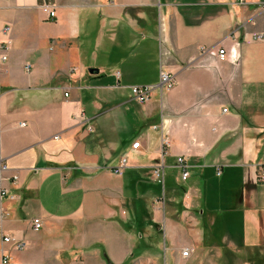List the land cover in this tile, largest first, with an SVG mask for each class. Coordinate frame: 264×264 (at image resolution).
Wrapping results in <instances>:
<instances>
[{"label":"crops","instance_id":"0c3cea01","mask_svg":"<svg viewBox=\"0 0 264 264\" xmlns=\"http://www.w3.org/2000/svg\"><path fill=\"white\" fill-rule=\"evenodd\" d=\"M42 1L0 0L12 41L0 62L2 152L6 176H19L3 181L15 199L0 209L4 232L26 243L0 238V257L225 264L247 251L264 262V39H252L264 35V0H47L54 21ZM160 71L173 87L133 101L130 86L157 84Z\"/></svg>","mask_w":264,"mask_h":264},{"label":"built area","instance_id":"2783aa9c","mask_svg":"<svg viewBox=\"0 0 264 264\" xmlns=\"http://www.w3.org/2000/svg\"><path fill=\"white\" fill-rule=\"evenodd\" d=\"M247 0H233V4H243ZM39 7L42 11V13L45 16V19L54 21L57 18V5L49 3L47 0H43ZM264 8V7H263ZM10 27L5 26L0 28V62H4L7 59V52L9 51V47L12 44V41L10 40ZM1 36L7 37L5 40L1 39ZM252 39L255 40H262L264 39L263 34H254L252 36ZM207 52L209 55L217 56L218 61L225 62V60H228V54L225 50V48L220 47L215 50L208 51L206 48L201 47L200 53ZM116 76H118V73H116ZM174 84V78L170 72L160 71L158 83L154 85L149 86H130V93L131 98L133 101L141 104H146L149 102L153 92L155 89H160L162 91H169ZM225 109H222V112H225ZM1 122H0V204L5 200H14L15 196L11 193V191L3 186V181L8 179L12 180L13 182L19 179V176L11 174L6 176L8 172L11 170L8 162H6L3 152H2V141H1ZM161 143H163L164 146H168L167 139L162 138ZM139 147L138 142L131 143V148L137 149ZM176 166L181 171V179L185 180L188 176V171L186 170V165L184 164V159L182 157H177L176 159ZM127 167V159L121 158L119 164L111 169L112 173L121 175L123 170ZM217 175L220 174L219 171L216 173ZM257 178L264 182V166H261L259 168V174L257 175ZM154 179L156 182L161 183L162 182V171L159 169L154 171ZM8 211L6 209H0V238L2 241V244H12L14 247H16V250L23 251L26 249V243L22 240L15 241L10 235L4 232V222L6 220V217L8 216ZM43 226V223L40 218H35L32 223V229L33 231L38 232ZM191 253V250L184 249L181 251L180 256H182L184 259H187ZM0 264H16V261H14L13 257L7 252L3 251L0 257Z\"/></svg>","mask_w":264,"mask_h":264},{"label":"rangeland","instance_id":"374dc122","mask_svg":"<svg viewBox=\"0 0 264 264\" xmlns=\"http://www.w3.org/2000/svg\"><path fill=\"white\" fill-rule=\"evenodd\" d=\"M242 254H243V256L241 255V257H239V258H237V259H234L233 260V255H232V260L234 261V262H238L237 264H253V263H250L249 261H248V257H247V254H248V252L247 251H245V253L244 252H242ZM235 258V257H234ZM231 259L229 260V258H227V257H225V260H226V262H225V264H229V261H231ZM245 259L248 261L247 263H244V261H245ZM258 264H264V262H259Z\"/></svg>","mask_w":264,"mask_h":264},{"label":"water","instance_id":"95a60500","mask_svg":"<svg viewBox=\"0 0 264 264\" xmlns=\"http://www.w3.org/2000/svg\"><path fill=\"white\" fill-rule=\"evenodd\" d=\"M88 72H89V73H94V74L97 73V71L94 70V69H88Z\"/></svg>","mask_w":264,"mask_h":264}]
</instances>
